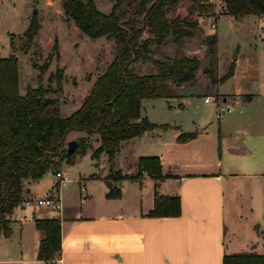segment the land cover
Here are the masks:
<instances>
[{
    "label": "crops",
    "instance_id": "0c3cea01",
    "mask_svg": "<svg viewBox=\"0 0 264 264\" xmlns=\"http://www.w3.org/2000/svg\"><path fill=\"white\" fill-rule=\"evenodd\" d=\"M210 1L215 9L219 2L225 7L224 0ZM241 60L238 54L234 57L229 77L258 78L262 66L254 61L250 70ZM248 90L239 83L231 96L219 91L218 113L231 114L218 121L205 116L184 122L151 119L142 111L160 125L121 143L113 169L135 173L141 155H159L166 174L159 192L180 195V215H149L156 179L149 174L109 178L110 165L102 175L95 170L91 178L81 175L70 200L60 187L61 210L41 211L32 204L15 208L9 234H0V264H223L225 255L263 254L264 117L232 114L229 102L253 100L254 93ZM175 95L182 94L174 89ZM184 131H196V135L178 139ZM123 152V157L130 158L125 169L116 166ZM46 174L24 180L25 197L48 194L56 179L44 186ZM116 186L120 194L108 196ZM53 217L61 221V249L54 260H41L38 251L45 233L36 227L35 219Z\"/></svg>",
    "mask_w": 264,
    "mask_h": 264
},
{
    "label": "trees",
    "instance_id": "16d2710c",
    "mask_svg": "<svg viewBox=\"0 0 264 264\" xmlns=\"http://www.w3.org/2000/svg\"><path fill=\"white\" fill-rule=\"evenodd\" d=\"M177 2L114 0L111 10L106 12L99 8L95 0H63L64 13L85 33L92 37L104 35L113 38L115 43L114 58L95 79L81 105L69 115H61V99L51 96L52 89L42 82L36 87H28L26 93L22 94L18 55H0V234L10 232V216L25 198L26 178H40L48 169L59 167L63 160L73 162L75 154L88 147L87 136H81L76 139L73 149L69 150V133L72 130L96 135L99 144L93 155L97 157L104 151L108 154L111 165L109 178H142L149 174L156 179L155 202L149 215L181 214L180 195L159 192L160 180L166 176L159 155H141L135 173L123 174L120 169H113L123 140L160 125L147 115H142L143 98L173 96V86L193 81L201 65L197 55L181 51L185 39L194 35L199 20L180 14L170 18L166 14L167 9ZM194 2L199 9H214L210 0ZM224 3V11L236 18L264 14V0H224ZM145 27H148L151 36L143 38ZM39 28L40 22L34 15L25 31L29 43ZM170 34L180 52L164 58L152 56L149 43L152 40L162 42ZM217 40V33L208 36L207 53L213 64L205 71L212 81L223 82L233 73L234 63L223 75H217ZM140 57L151 59L158 71L140 72L134 66ZM58 77H61V73ZM195 135L196 131H184L178 139L186 140ZM119 194L120 186L112 187L107 193L108 196ZM35 224L45 233L38 258L54 260L62 244L60 219L36 218ZM223 264H264V253L225 255Z\"/></svg>",
    "mask_w": 264,
    "mask_h": 264
},
{
    "label": "rangeland",
    "instance_id": "374dc122",
    "mask_svg": "<svg viewBox=\"0 0 264 264\" xmlns=\"http://www.w3.org/2000/svg\"><path fill=\"white\" fill-rule=\"evenodd\" d=\"M95 1L99 8L106 12L111 10L114 2V0ZM224 10V5L220 2L217 9L214 6L213 11H208L206 8L202 10L194 0H178L177 4L167 9L166 14L170 18L180 14L199 20L194 35L185 39L181 51L189 55H197L205 63L204 66L200 65L193 81H185L173 86L182 95L143 98L144 114L147 113L151 119L168 121L173 119L182 122L192 121L201 116L218 121L222 118L216 109L218 97L222 95L219 91L231 96L240 83L248 87L249 92L254 93L253 100L244 98L240 103L235 102L234 99L229 100L234 107L232 114L264 117L263 15L249 14L245 18H236ZM34 15L40 22V28L29 43L25 31ZM138 16L141 18V15ZM213 33L218 34L216 42L218 53L215 62L217 75H223L229 69L237 54L241 56V65H249L252 70L250 64L255 61L262 66L263 73L260 72L258 78L250 75L247 79H241L239 75H235L223 82L212 81L205 70L213 64L207 53L208 36ZM147 36H151V33L148 27H145L142 37ZM148 46L150 54L157 58L175 56L180 52L171 34L162 42L152 40ZM12 53L19 57L20 92L24 94L28 87H36L42 82L44 86L52 89L51 96H58L61 99V115H69L81 105L95 79L114 58L115 43L113 38L104 35L92 37L85 33L64 13L63 0H0V55L8 56ZM134 66L140 72L158 71L157 65L146 57L138 58ZM59 73H61L60 78ZM206 95H211L212 101H205ZM181 101L185 103L184 107H179ZM229 114L231 113L226 111L223 117ZM81 136H87L88 147L84 151L77 152L73 162L63 160L56 168H62L71 177L67 184L60 186L63 189V196L69 200L80 185L81 175H86V179L91 178L89 174L94 170L102 175L110 166L105 151L97 157L93 155L94 149L99 144L96 135H88L79 130H72L69 133L70 138L77 139ZM124 154L123 152L119 156L117 168L119 164L124 169L130 165V158L123 157ZM46 172L47 181L44 182V186L49 180L57 179L55 169L50 168ZM38 208L41 211H53L51 205L41 204ZM261 221L264 226V204H262Z\"/></svg>",
    "mask_w": 264,
    "mask_h": 264
},
{
    "label": "built area",
    "instance_id": "2783aa9c",
    "mask_svg": "<svg viewBox=\"0 0 264 264\" xmlns=\"http://www.w3.org/2000/svg\"><path fill=\"white\" fill-rule=\"evenodd\" d=\"M211 96L208 95L205 97V100H210ZM233 109V107H228L227 110L231 111ZM223 112H219V116L222 117L223 116ZM55 175H56V181L55 183L51 186L49 192L47 195L45 196H27L24 198L23 202L20 203L19 205H17L15 208H19L22 207L23 205H51L54 208H56V210H61L62 208V201L59 197V195L57 194V191L59 189V187L61 185L66 184L67 182H69L71 180V177L69 176V174L67 172H64L61 169H57L55 171Z\"/></svg>",
    "mask_w": 264,
    "mask_h": 264
},
{
    "label": "water",
    "instance_id": "95a60500",
    "mask_svg": "<svg viewBox=\"0 0 264 264\" xmlns=\"http://www.w3.org/2000/svg\"><path fill=\"white\" fill-rule=\"evenodd\" d=\"M18 54H19V53H18ZM235 57H236V55H235ZM204 63H205V62L202 60V61H201V66H204ZM208 66H210L209 63H208ZM76 143H77V142H76V139H70V140H69L68 144H69V150H70V151L73 149V147L76 145Z\"/></svg>",
    "mask_w": 264,
    "mask_h": 264
}]
</instances>
